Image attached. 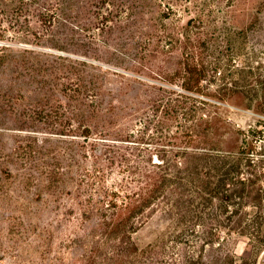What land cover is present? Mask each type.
Segmentation results:
<instances>
[{"label":"rangeland","instance_id":"1","mask_svg":"<svg viewBox=\"0 0 264 264\" xmlns=\"http://www.w3.org/2000/svg\"><path fill=\"white\" fill-rule=\"evenodd\" d=\"M11 1L0 0V18L7 30L1 34L0 46H11L16 57L22 53L28 60L24 71L16 67L11 77L0 76V264H178L162 259L160 249L158 255L130 253L131 244L117 257L113 252L117 242L100 235L97 216L82 217L96 199V156L105 161L108 154H102L105 148L94 141V132L84 139L81 131L83 125L92 124L97 93L105 104L115 87L123 92L121 79L113 73L158 86V77L147 65L173 73L188 56L200 63L205 54L218 56L240 47L246 55L255 51L252 76L246 77V83L254 104H263L264 0H34L58 6L54 11L42 9L41 13L57 17V22L39 28L41 39L36 43L12 42L6 22L15 17ZM25 3L27 7L29 1ZM34 9L28 8V17H35ZM197 18L207 21L205 30L215 34L205 36L196 28L190 33L187 23ZM201 43L207 44L205 53ZM148 53L154 56L149 63ZM240 59L235 57L230 64L244 68ZM248 71L244 68L240 77L235 75L236 81L242 83ZM226 87L230 84L222 79H207L200 93L192 94L199 101L222 103L228 99ZM133 88L145 98L153 95L135 83ZM131 89L125 101L143 109L146 100ZM9 95L13 97L11 112L2 105ZM254 110L258 107L246 113L233 107L230 115L246 127ZM133 125L132 129H139ZM139 148L125 143L119 144L118 151L138 161L143 155ZM258 151L264 153V137ZM121 167L115 165L113 173L105 176L107 187L128 184L130 175ZM257 185H264V177ZM250 212L255 225L264 228V213L257 206ZM169 223L166 216L153 214L132 234V241L143 248ZM188 238L190 247L180 248L188 253L185 264H264V244L252 245L247 237L221 234L211 245L201 243L193 232Z\"/></svg>","mask_w":264,"mask_h":264},{"label":"trees","instance_id":"2","mask_svg":"<svg viewBox=\"0 0 264 264\" xmlns=\"http://www.w3.org/2000/svg\"><path fill=\"white\" fill-rule=\"evenodd\" d=\"M25 1H29L27 7H24ZM11 3L14 5L11 15L15 17L6 22L14 39L12 42H39L38 29L43 30L47 23L53 27L57 22L54 15L41 13L43 8L47 11L57 9L56 3L45 5L34 0H12ZM28 8H35V17L27 16ZM4 21L1 17L2 40L1 34L7 31L2 24ZM190 21L187 23L190 33L196 28L203 30L205 36L215 34L205 30L207 21L201 18ZM201 46L203 49L207 44L201 43ZM254 54L252 51L246 55L244 47H240L218 56L205 54L200 63H195L192 55L186 62H179L173 73L147 65L146 69L158 77V86L113 73L121 79L119 88L122 85L123 92L115 87L112 99L105 104L97 93L90 116L92 124L83 125L81 133L88 139L94 132V141L105 148L102 154L108 157L106 163L96 156L93 175L96 199L81 215L84 218L97 216L100 235H104L105 240L117 242L113 249L117 257L123 256L127 245L131 244L130 253L158 255L160 249L162 259L167 257L185 264L188 253L180 248L190 247L192 241L188 237L192 232L204 245H211L221 234L247 237L252 245L264 244V228L255 225L250 212L257 206L264 213V185H257L259 178L264 177V153L258 151V144L264 137V109L261 111L259 107L264 108V103L254 104V96L247 87L250 83H246V77L252 76ZM19 55L16 57L11 46H0V76L13 75L14 68L26 69L28 58L22 53ZM235 57L241 58L244 68L249 69L242 83L236 81L235 75L239 76L244 68L230 64ZM153 58L148 53L146 61L149 63ZM168 79L178 81L179 85ZM207 79H222L230 84L226 87L228 99L222 103L196 100L192 93H200L202 82ZM134 83L150 89L153 95L145 98L139 90L131 89ZM7 84L11 86L12 82ZM129 89L137 92L143 102L146 100L143 109L125 101ZM11 98L9 95L3 99L2 105L7 112L12 111ZM252 106H257L258 111L248 114L246 127L236 123L230 115L233 107L246 113ZM132 123L139 129H132ZM125 143L142 147L139 148L143 152L140 160L134 161L119 153V144ZM115 165L119 168L123 165L122 170L130 177L126 180L128 184L114 183L109 188L104 178ZM124 186L129 191H125ZM157 213L166 216L169 225L154 241L138 248L132 241V234Z\"/></svg>","mask_w":264,"mask_h":264}]
</instances>
